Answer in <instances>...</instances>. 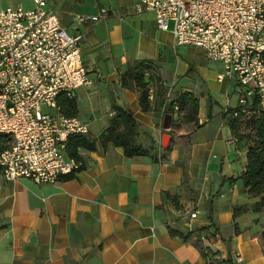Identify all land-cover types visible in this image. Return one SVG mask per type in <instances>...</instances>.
Segmentation results:
<instances>
[{
	"label": "crops",
	"instance_id": "1",
	"mask_svg": "<svg viewBox=\"0 0 264 264\" xmlns=\"http://www.w3.org/2000/svg\"><path fill=\"white\" fill-rule=\"evenodd\" d=\"M136 1L47 3L69 34L82 36L81 62L91 83L74 99L87 136L98 139L114 115L112 103L129 107L140 126L137 141L152 148L151 157L126 158L120 147L97 144L80 152L82 167L71 180L3 183L0 264H205L199 235L212 251L237 255L235 264H264V228H237L232 212L249 201L236 179L247 144L236 139L226 113L237 103L234 80H218L221 63L204 67L205 53L174 52L172 34L156 29L152 12L135 13ZM15 6L32 9L33 2L0 0V9ZM79 16L98 20L78 24ZM141 60L151 61L150 105L158 101L157 86L164 92L149 112L120 83L127 65ZM186 93L198 102L196 118L168 106Z\"/></svg>",
	"mask_w": 264,
	"mask_h": 264
},
{
	"label": "built area",
	"instance_id": "2",
	"mask_svg": "<svg viewBox=\"0 0 264 264\" xmlns=\"http://www.w3.org/2000/svg\"><path fill=\"white\" fill-rule=\"evenodd\" d=\"M32 2V9H0V187L18 179L55 183L74 174L82 163L65 153L68 138L88 133L57 105L58 97L71 99L91 83L81 62L82 36L62 27L47 0ZM146 11L158 31L172 34L175 47L199 48L208 61L223 65L218 80H234L239 105L255 97L264 109V0H137L134 12ZM198 238L205 264L239 261Z\"/></svg>",
	"mask_w": 264,
	"mask_h": 264
},
{
	"label": "trees",
	"instance_id": "3",
	"mask_svg": "<svg viewBox=\"0 0 264 264\" xmlns=\"http://www.w3.org/2000/svg\"><path fill=\"white\" fill-rule=\"evenodd\" d=\"M151 61H135L127 65L121 74V86L128 90L138 93V102L142 112H149L152 108L161 105L160 99L162 92L160 85L158 89V101L150 105L148 100L149 85L153 84L150 76L145 79L143 75L151 70ZM57 105L65 117H76L77 107L74 97L69 99L63 96L57 98ZM169 108L174 106L179 110L187 107L192 118H196L198 112V102L190 94H181L169 103ZM114 112L109 120L107 127L98 136L97 140H92L87 135H72L68 138L65 153L80 160L79 151H94L96 145L105 147L112 144L122 149L126 158L151 157L150 149L142 148L137 136L140 126L133 117V112L129 107H121L114 103L111 104ZM229 116V128L236 139L245 141L247 144V162L243 172L236 178L242 182L241 191L244 193L248 202L237 205L233 208V217L239 211L250 209L253 213L264 212V109H262L255 97L246 100L245 105H236L229 108L226 112ZM73 178V174L62 176L59 179L68 181ZM234 180V179H232Z\"/></svg>",
	"mask_w": 264,
	"mask_h": 264
},
{
	"label": "rangeland",
	"instance_id": "4",
	"mask_svg": "<svg viewBox=\"0 0 264 264\" xmlns=\"http://www.w3.org/2000/svg\"><path fill=\"white\" fill-rule=\"evenodd\" d=\"M171 28H172V25L170 24L169 30ZM174 52H178L179 55H188V54L190 55L191 52H195L196 54H204V51L199 49V48L186 47V46L179 47L178 49H175ZM170 55H171L170 56L171 58H174V53H171ZM178 58H180V57H178ZM192 58H193V60L197 61V59L199 60L201 58V56L200 55H194ZM203 63H204L203 66L206 67L208 70H211V71L214 69H218V67H219L216 63L208 61L207 59H203ZM143 77L145 79H148L150 77L149 71H147V73H145L143 75ZM149 86H151V85H149ZM233 95H236V94H233ZM233 99L236 100V97L234 96ZM83 107H84V104H83ZM42 111L46 112L47 109L43 106ZM180 113H181L182 117L186 118V116H188V118H190V111L188 112V110L182 109V111H180ZM234 221H235L237 228H249V227H252L253 225H257L261 228H264V214L253 213L250 209L239 211L236 214ZM261 237H263V241H264V231H262ZM263 247H264V242H263Z\"/></svg>",
	"mask_w": 264,
	"mask_h": 264
},
{
	"label": "water",
	"instance_id": "5",
	"mask_svg": "<svg viewBox=\"0 0 264 264\" xmlns=\"http://www.w3.org/2000/svg\"><path fill=\"white\" fill-rule=\"evenodd\" d=\"M169 137L168 136H163L161 139L162 147H165L167 142H168Z\"/></svg>",
	"mask_w": 264,
	"mask_h": 264
}]
</instances>
